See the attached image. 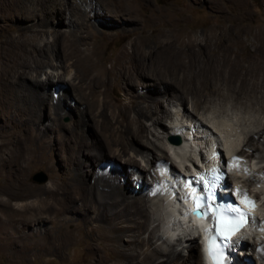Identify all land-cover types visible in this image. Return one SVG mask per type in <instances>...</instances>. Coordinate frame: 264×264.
<instances>
[{
	"label": "bare ground",
	"instance_id": "1",
	"mask_svg": "<svg viewBox=\"0 0 264 264\" xmlns=\"http://www.w3.org/2000/svg\"><path fill=\"white\" fill-rule=\"evenodd\" d=\"M229 2L241 10L238 18H229L225 9ZM138 3V0H0V8L14 21L11 33L0 46V116L6 118L0 123V137L3 144H12L10 136L14 133L8 128L10 118L22 116L23 124L18 132L20 139L14 144L16 152L13 154L18 164L42 163L50 169L61 167L64 172L62 179L54 178V182L38 194L34 190L29 192L46 203L43 208L48 213L34 218V224H45L43 228L36 226L25 233L27 242L24 246L28 253L32 247L48 251L56 249L62 253L66 246L79 238V231L88 226V235L94 241L105 243L112 255L98 259L97 264H172L182 249L158 244L154 238L157 230L151 226L153 220H159L151 204L153 179L157 178L160 191L169 189L163 202L170 203L166 206L170 219L168 227L174 221L180 224L186 221L191 227L190 248L197 256L196 233L201 230V236L204 234L209 226L208 220L190 211L187 198L183 197L185 203L174 199L177 197L175 187L181 191L183 186V193L185 183L183 178L177 180L176 176H171L168 167L162 165L167 163L178 169L169 160L170 149L181 157V169L187 167L194 157L202 159L201 152L198 156L193 148L198 151L196 139L201 140L204 133L210 131L213 138L206 141L208 150L204 165L214 166L222 139L216 136L218 127L213 126L208 118H205L207 122L201 117L199 125L193 124L194 131L192 124L184 123L180 129L189 131L183 138L178 134L184 139L183 143L177 141L163 127L165 116L172 120L174 117L167 106L157 111L158 93L169 95L167 103L172 102L173 96H178L191 120H199L198 110L208 102L224 103L228 98L239 104L254 101L260 104L259 110L264 113V29H260L262 32L255 34L252 40L249 37L251 32H243L240 28L233 30L226 25L228 19L238 24L246 16L249 10L246 0H212L211 8L222 13L220 16L224 22L222 28L212 24L206 36L176 33L177 22L167 12L154 10L142 21L133 13ZM53 17L62 19L59 18V26H53ZM24 21L29 23L26 25ZM151 21L169 26L161 31L167 30L169 36L162 42L148 43L151 48L147 50L145 45L152 34L138 33L132 41L133 50L123 52L108 68L105 65L107 57L96 45L98 37L119 32L125 35L127 30L143 32ZM49 35L53 40L47 39ZM249 42L254 48L242 53L240 46ZM131 61L141 65L139 74L128 72ZM46 66L57 73L40 78ZM118 76L122 77L123 83L136 89L130 102L112 95ZM146 77L154 81L147 84ZM53 84L60 87L58 92ZM64 115L70 117L69 122L63 120ZM159 126L166 129L167 134L155 131ZM255 126L245 132L243 147H254L264 160V122ZM256 134H260L258 142L255 141ZM225 140L227 151L234 150L236 154L251 159L246 148L234 145L238 141L234 137ZM261 143L263 148H260ZM140 157L145 164H141ZM237 159L233 158L232 165L237 164ZM103 160H107L106 165ZM9 161L10 158L0 155V165ZM153 166H157L159 174L152 171ZM260 169L264 171V166L258 171ZM249 179L240 182L248 183ZM137 182L143 186L134 193L131 185ZM144 185L150 188L145 191ZM258 192L250 193L260 197ZM258 204L257 201L252 209L253 215L261 213ZM256 221L259 223H247L231 239L230 244L236 253L242 250L243 244L251 243L247 238L240 242L248 231L264 234V216ZM261 239L252 241L254 247L259 244L264 248ZM89 248L92 251L95 246L91 244ZM246 254L245 251L241 260L229 252V264L233 257V260L244 261L249 257ZM205 259V264H213L209 257ZM263 260L264 251L260 264L264 263ZM86 263L91 264L92 260ZM184 264L199 262L188 260Z\"/></svg>",
	"mask_w": 264,
	"mask_h": 264
},
{
	"label": "rangeland",
	"instance_id": "2",
	"mask_svg": "<svg viewBox=\"0 0 264 264\" xmlns=\"http://www.w3.org/2000/svg\"><path fill=\"white\" fill-rule=\"evenodd\" d=\"M133 1L135 2L136 0ZM246 1L249 4V10L246 13V16L243 17L244 19L241 18L238 24L234 23L232 19H228L226 25L233 30L240 28L243 32H251L249 37L254 40L255 34L262 32L260 29H264V0ZM138 2L139 3L133 9V13H136V15H138L142 21L147 19L154 10L157 13H170L177 22V27L175 29L176 33L183 32L193 36H206L210 33L209 30L212 24L218 25L219 28L223 27L222 24L224 21L220 16L222 13H219L211 8L212 0H207V2L204 3H200L196 0H138ZM225 9L230 16L229 18H238L239 14L241 13V10L237 9L232 2L227 3ZM8 15V12L0 8V46L6 37L11 33L13 27L12 24L14 21ZM59 18H52L53 26H59L58 22L61 19ZM63 19L66 20L64 17ZM23 23L27 25L29 21H24ZM151 23L152 24H148L149 26L145 28L143 32L127 30L128 32L125 35H123L124 32H119L113 33L112 36L107 35L98 37L96 45L107 57L105 60V65L108 68H111L115 58H117L123 52L130 53L133 50L132 41L136 36H138V33L143 35L152 34V37L149 38L147 44L145 45L147 50H150L151 48L148 43L153 45L156 42L158 43L159 41H164L165 38L169 36L167 30L161 32L163 28H168L169 26H164L160 21H151ZM114 28L110 29L114 30ZM146 29L148 30L146 31ZM246 37L247 36L245 35L244 38ZM47 39L53 40V36L49 35ZM240 48L242 53H246L248 49L254 48V45L249 42L248 44L245 43L243 46H240ZM234 49L235 48H233V51ZM55 63L58 65L59 61L56 60ZM128 69V72L133 75L139 74L138 72L142 71L141 65L136 61H131L128 65ZM53 72L57 73L56 70H52V68L46 66L45 72H41L39 77L44 78L48 75H52ZM1 74L2 73L0 70V76ZM70 76L71 75H68L67 77ZM144 81L148 84L152 83L154 80L152 78L146 77ZM55 84H53V88L57 89L58 92L60 87ZM135 94L136 89L131 84L123 83L122 77L118 76L117 83L113 86L112 95L117 99L130 102L132 96L134 98ZM158 95L159 98H157V111L160 112L161 109L167 106L172 111L173 117L176 120L173 122L174 119L172 120V118L169 116H165L164 119L166 120L162 122L163 127L165 126L169 130L170 134L176 138L178 137V134H180L182 138L187 136L186 133L189 130L182 128L180 129L184 123L185 125L187 123L188 125L192 124L193 127V124L195 123L199 125L200 118L202 117L204 121H207L205 118H208V121L210 120L211 123L214 124H212L213 126L218 127L216 136L222 139V142H219L220 146H224V142L226 141L225 138L231 136L234 137L235 140H238L234 145H241L240 147H243L245 143L243 140L245 132L247 131L248 133V131L254 128L255 125L257 126L258 123L264 122V113L259 110L261 107L260 104L256 102L254 103V101L251 100H248V103L246 104H239L231 98H228L224 103L217 102V100H212L204 107L199 108V120H191L187 116V113L182 105V101L178 96H173L172 102L167 103V98H169V95L166 92H160ZM188 106L190 109L193 107L191 102L188 103ZM21 119H23V117L20 115L13 117V119L10 118L11 121L8 128L14 133H11L10 136V139L13 142L12 144H3V138L0 137V155L7 159L10 158L9 163L0 165V264H87L86 262H88V260H92L91 264H97L95 261L98 259L111 257V251L108 249V247H106L105 243H101L98 240L94 241L93 238L88 235L90 229L88 226L83 227V229L79 231V238L74 239L70 245L66 246L62 253L56 251V249L48 251V249L38 247H32L30 248L29 253L26 252L24 243L25 241L27 242V238L25 237V233L36 226H42L43 228L45 224H34L36 221L34 218L44 216L48 213L43 208L45 207L46 203L36 194L29 192L34 190L35 193L38 194V192H40L43 188H46L52 184L54 182V178L62 179L64 172L63 168L61 167L58 168L57 166L54 169H50L42 163H33L32 165L25 164L24 166L22 164H18V161L13 154L16 152L14 144H16L20 139L18 132L22 128L23 124V120ZM5 120L6 118L0 116V123ZM63 120L65 122H69L70 117L68 115H64ZM44 122L48 123V120L44 118ZM177 125L179 127H177ZM198 129L202 131V128ZM155 131L162 135L167 134V130L161 126L157 127ZM181 137V143H183L184 139ZM239 137H242L240 138L241 140H239ZM210 138H213V136L210 134V131H206L201 140L199 138L196 139L197 144L193 141V144H196L199 147L197 149L198 151H195L196 148H193L194 152H196L198 156V152H201V154L207 153L206 151L208 150V144L206 141ZM255 138V141L258 142L260 134H256ZM197 140L201 142L198 143ZM243 148L247 149V153L250 152L249 154L251 159H249L247 156H243L245 160L238 158L235 162L238 164V168L234 169V172H237L239 180L250 177L248 183L242 181L241 184L253 194H255L257 191L260 192H258L260 194V197H258V211L259 213H264V171L261 169V171H258L260 167L264 166V160L261 159L260 153L255 152L254 147L245 146ZM260 148H263V143L260 144ZM168 154L169 160H171L170 162H174L176 167L181 169V157H179L173 149H170ZM149 156L152 157V155ZM140 160L141 164H145L142 157H140ZM232 161L234 162L233 159ZM102 163L103 165H106L107 160H103ZM110 164H112V162ZM160 165L161 163L158 164V167H160ZM156 167L157 166H153L152 171H156L157 169V173H160ZM242 167L247 169L246 172L241 170ZM39 172L45 174L44 180H40L34 176ZM138 175L139 173L136 174V177ZM167 177L169 176L167 175ZM142 186L143 185L141 182H137L134 185L132 184L131 188L134 189V193H137L141 190ZM152 187L154 188V194H152L151 197V204L152 207H154L153 210L155 215L159 217L158 221L153 220L151 224V226L155 227L157 230L154 236L156 242L165 248L175 246L179 249H182V253L172 264H184L188 260L198 261L199 264H204L201 255L202 253L200 252L198 245H196L195 248V251L197 250L198 253L197 256L196 254L194 255V250L190 248V240L188 239V236L191 232L190 225L188 223L186 224V221L184 224L174 221L175 223H172L173 225H171V227L169 225L168 227L167 222L170 219L167 215L166 206H168L170 203L166 202L163 204L166 198V191L168 189H166L165 192H159V189L161 190V184H158L157 178L153 179ZM148 188H150L148 185H144L145 191L148 190ZM180 189L183 191L182 187ZM263 216L264 215H262V217ZM262 224L264 225V222ZM148 234V231H146L145 235L147 236ZM246 234V238L250 240L251 243L244 245L245 250L243 249L242 254L237 253L236 257L243 260L244 252L247 251L246 255L249 257L245 259H250L254 264H260V256L262 255L264 248L261 245L260 247H254V242L252 241L261 239V237V240H264V234H260L258 232L257 234L259 236L256 234L255 237H253L251 234H248V232ZM196 237H200L198 232L196 233ZM88 244H93L95 248L91 251ZM254 248L255 251L253 252ZM245 259L244 261L240 262H245L244 264H246L248 261H245Z\"/></svg>",
	"mask_w": 264,
	"mask_h": 264
},
{
	"label": "snow or ice",
	"instance_id": "3",
	"mask_svg": "<svg viewBox=\"0 0 264 264\" xmlns=\"http://www.w3.org/2000/svg\"><path fill=\"white\" fill-rule=\"evenodd\" d=\"M216 180L219 179V176L215 177ZM214 186V185H213ZM246 197V202H248L251 206H255V202L247 200V196L245 194ZM209 200H214L215 199V195L212 194L209 198ZM201 203H200V197L197 196V209L199 210L201 208ZM212 210V205L211 203L208 204V211L204 212V215H208ZM219 210V209H217ZM228 211L231 213H235V217L228 219L225 218L223 215H220L217 217L218 222L220 224V236L222 237V239L226 240V241H230L231 237L241 228L245 225L246 223V218L248 216V213L246 212H241L239 210V208L237 207H231L229 206ZM210 249L212 252V255L215 259L216 264H223V253H222V249H220L217 245L215 240L212 241L211 245H210Z\"/></svg>",
	"mask_w": 264,
	"mask_h": 264
},
{
	"label": "water",
	"instance_id": "4",
	"mask_svg": "<svg viewBox=\"0 0 264 264\" xmlns=\"http://www.w3.org/2000/svg\"><path fill=\"white\" fill-rule=\"evenodd\" d=\"M177 141H179V137H177ZM34 176L37 177L40 180H44L45 179V174L42 173V172L36 173ZM192 212L194 214H196L197 216H199L198 212H196V211H192Z\"/></svg>",
	"mask_w": 264,
	"mask_h": 264
}]
</instances>
